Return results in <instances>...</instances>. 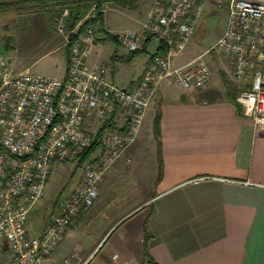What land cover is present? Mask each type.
I'll list each match as a JSON object with an SVG mask.
<instances>
[{
	"label": "built area",
	"instance_id": "obj_1",
	"mask_svg": "<svg viewBox=\"0 0 264 264\" xmlns=\"http://www.w3.org/2000/svg\"><path fill=\"white\" fill-rule=\"evenodd\" d=\"M226 1L225 29L210 50L229 59L233 78L244 83L236 102L254 128L264 132V0ZM89 3L85 18H95L96 0ZM201 11L199 0H156L139 31L118 36L128 52L141 50L150 37L163 45L131 89L108 79V63H86L89 46L99 44L97 24L79 34L81 22L67 30V8L55 20L63 45H68L63 79L10 73L0 55V264H43L79 211L93 205L107 170L135 142L161 84L185 90L206 85L210 70L200 57L183 66L170 65L185 49ZM77 34L70 42L69 36ZM95 140L98 147L82 163L80 183L41 233L28 236L27 213L44 197L52 165L78 161ZM56 264H71V257Z\"/></svg>",
	"mask_w": 264,
	"mask_h": 264
},
{
	"label": "crops",
	"instance_id": "obj_2",
	"mask_svg": "<svg viewBox=\"0 0 264 264\" xmlns=\"http://www.w3.org/2000/svg\"><path fill=\"white\" fill-rule=\"evenodd\" d=\"M22 1L0 0L10 3L0 8L1 14L8 15L6 22H20L25 12L42 8ZM152 4L153 0H141L128 10L106 3L101 27L115 35L104 18L106 8L138 21ZM156 39L147 56L128 51L124 55L116 47L105 55L111 67L108 79L119 88L131 89L150 67V57L160 44ZM95 41L99 44L89 46L87 64L101 61L104 40L97 28ZM61 48L64 70L59 80L67 68L63 42ZM197 57L181 62L172 58L170 65L183 66ZM219 69L227 74L237 96L244 83L233 78L228 58ZM122 70L126 83L119 85L115 74ZM214 72L198 91L182 88L183 93L175 94L165 84L158 87L137 139L107 170L93 205L75 216L52 252L58 257L85 231L93 233V240L83 252L64 254L56 263L71 257V264H148L142 262L145 229L147 252L155 264H264V132L256 130L249 118L237 115L225 84L224 94L217 87ZM157 111L160 161L152 135ZM144 126L149 131L146 142L153 148L150 152L137 143ZM105 194L117 198L118 205L103 218L91 217V209L102 203Z\"/></svg>",
	"mask_w": 264,
	"mask_h": 264
},
{
	"label": "rangeland",
	"instance_id": "obj_3",
	"mask_svg": "<svg viewBox=\"0 0 264 264\" xmlns=\"http://www.w3.org/2000/svg\"><path fill=\"white\" fill-rule=\"evenodd\" d=\"M154 1L156 0H153V3ZM199 2L202 11L193 34L183 52L172 60L173 62H181V60L191 59L199 55L200 60L210 69L211 78L213 76L212 70L215 71L214 77L217 82V87L221 89V94H224V82L229 83V81L226 79L227 74L222 69H219V64L226 62L227 58L221 53L210 50V48L215 44L225 29L227 1L199 0ZM147 14H142L139 16L138 21H133L127 13L119 14L106 8L104 18L108 26L113 29V33L120 36L129 30L139 31L147 19ZM6 17L8 15L6 16L0 13V55L9 72L14 74L26 72L34 76L59 80L64 70L63 53L62 50H59V47L62 49L61 44L63 38L55 29V20H48L41 7L38 9L33 8L30 12H25L21 19V21L23 20L22 22H19L17 19H15L14 23L6 22ZM156 43L157 39L152 37L146 44L147 50L145 52H139L138 54L147 56L154 50ZM115 47L118 53L128 55V52L122 46H118L112 40H104V45L101 49L102 57L99 62L108 59L105 58V55H110L112 53L111 51L115 50ZM107 61L104 60V62ZM115 79L119 82V85L126 83L125 72L123 70L117 72ZM166 86H169V90L175 94L184 92L179 85L173 84ZM148 135L149 131L144 126L142 139L137 143L145 147L144 150L150 152L153 148L151 147V143L146 142ZM78 161L52 165L45 186L44 197L32 204L27 213L25 229L28 236L35 237L41 233L49 217L58 213L61 203L80 183L83 174V165H78ZM117 205V198L105 194L102 203L99 201V204L91 209L90 215L93 218H103L108 209ZM85 232L87 233V231ZM85 232L78 241L70 243L71 247L67 248L68 250L61 251L58 257L52 252L44 260L43 264L56 263L62 255H69L73 251L83 252L93 240V233L86 234Z\"/></svg>",
	"mask_w": 264,
	"mask_h": 264
},
{
	"label": "trees",
	"instance_id": "obj_4",
	"mask_svg": "<svg viewBox=\"0 0 264 264\" xmlns=\"http://www.w3.org/2000/svg\"><path fill=\"white\" fill-rule=\"evenodd\" d=\"M141 0H96V11H95V18H85L87 13L89 12L91 5L89 3V0H24L22 2H29L33 3L35 2L37 4L42 5L43 11L46 14V17L48 20L53 21L56 20L62 13L64 9H69L71 11L70 17H69V24L67 26V30H72L79 22V28L77 30L78 34L83 30V28L87 25H95L97 24V32L102 33V40H112L114 42L118 41V37L115 35H111L107 33L102 27H101V20H102V10L103 5L106 3H110L115 7L124 8L131 10L136 7L137 2ZM16 4V2H14ZM10 5V3H0V8H4L6 6ZM85 18V19H84ZM77 35H70L69 41L72 42L77 38ZM150 37L145 43L141 50L129 52L130 54L134 55L136 53L142 52L148 43V41L151 39ZM66 56L68 55V45L64 46ZM163 49V45L159 44L158 51ZM225 84V90L227 93V96L229 100L234 104L235 110L237 115L242 116V110L240 106L236 102V92H234L230 85L227 82H224ZM159 118L160 113L157 111L153 117L152 120V135L155 142V149H156V155L158 160L160 161V127H159ZM98 147V144L95 141L91 143V145L83 151V154L80 156L79 161L77 162L78 165L82 164L87 158L90 157V155L96 150ZM84 209H81L82 211ZM79 211V212H80ZM72 226V223L70 222L67 227ZM148 235L143 230V247H142V262L148 263V264H155V262L150 258L147 252V241Z\"/></svg>",
	"mask_w": 264,
	"mask_h": 264
}]
</instances>
